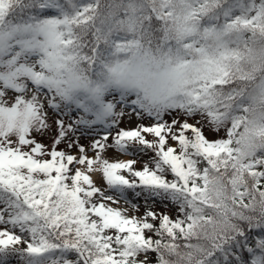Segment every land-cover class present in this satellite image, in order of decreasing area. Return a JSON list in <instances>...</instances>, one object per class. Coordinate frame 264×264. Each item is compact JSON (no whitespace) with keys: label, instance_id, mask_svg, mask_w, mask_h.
Here are the masks:
<instances>
[{"label":"snow or ice","instance_id":"6c2138e0","mask_svg":"<svg viewBox=\"0 0 264 264\" xmlns=\"http://www.w3.org/2000/svg\"><path fill=\"white\" fill-rule=\"evenodd\" d=\"M9 257L264 264V0H0Z\"/></svg>","mask_w":264,"mask_h":264},{"label":"rangeland","instance_id":"374dc122","mask_svg":"<svg viewBox=\"0 0 264 264\" xmlns=\"http://www.w3.org/2000/svg\"><path fill=\"white\" fill-rule=\"evenodd\" d=\"M139 191V190H137ZM128 197V203H125L124 201H121V205L123 207L131 208L133 204H136L140 207L141 211H144L146 208H154L157 211H160L163 209V204L160 200L155 199V202L153 203V199L145 200L144 195H141L137 197L133 191L129 190L127 192ZM9 264H20V261L16 257H9Z\"/></svg>","mask_w":264,"mask_h":264}]
</instances>
